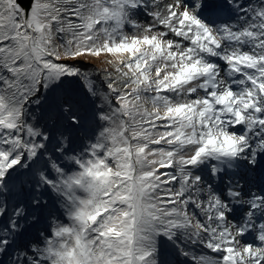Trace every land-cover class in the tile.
Returning a JSON list of instances; mask_svg holds the SVG:
<instances>
[{"label":"snow or ice","instance_id":"1","mask_svg":"<svg viewBox=\"0 0 264 264\" xmlns=\"http://www.w3.org/2000/svg\"><path fill=\"white\" fill-rule=\"evenodd\" d=\"M0 264H264V0H0Z\"/></svg>","mask_w":264,"mask_h":264}]
</instances>
